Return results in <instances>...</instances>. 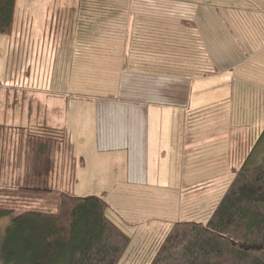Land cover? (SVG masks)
I'll return each mask as SVG.
<instances>
[{"label":"trees","instance_id":"trees-1","mask_svg":"<svg viewBox=\"0 0 264 264\" xmlns=\"http://www.w3.org/2000/svg\"><path fill=\"white\" fill-rule=\"evenodd\" d=\"M128 1L123 6L117 0H77L80 19L72 23L76 40L87 44L86 39L97 37L105 24L118 16L137 20L149 15L155 23V37L141 38L149 40L142 44L131 35L123 40L130 57L135 52L145 61L137 63L129 58L127 63L146 66L144 71L150 75L187 80L223 69L211 62L196 23L202 8L198 3L210 0ZM212 1L218 4V0ZM14 11L15 0H0L1 36L11 35ZM166 17L172 23L171 30L162 24ZM165 40H174L175 48ZM183 40H195L198 55L193 68L183 71L180 66L174 74L167 62L181 58ZM122 44H101L104 60L115 61L113 49H121ZM236 61H243L235 71L241 72L245 83L264 87V52L245 63L242 57ZM63 130L45 124L30 128L0 124V219L11 217L0 229V264H121L124 258L129 264H264V125L233 169L222 195L214 204L205 205V222L173 221L165 233L153 234L150 241L142 238L130 252L133 240L107 212L103 197H78L53 186ZM47 194H52L54 211L23 210ZM189 212L185 211L193 216L201 213Z\"/></svg>","mask_w":264,"mask_h":264},{"label":"crops","instance_id":"crops-1","mask_svg":"<svg viewBox=\"0 0 264 264\" xmlns=\"http://www.w3.org/2000/svg\"><path fill=\"white\" fill-rule=\"evenodd\" d=\"M31 2L32 0H25L24 5L28 25L34 20L33 16L30 18V14H33ZM18 3L19 0H15L13 26L17 19ZM226 6L214 12L218 14L214 17L217 25L221 21L226 26L244 22L249 25L248 30L252 28L251 34L246 33L244 36L245 41L250 40L244 42V45L250 46L251 58L264 52V39L258 43L260 48H256L257 44L252 41L256 40L253 35L258 29L264 30V0H230ZM40 10L47 14L53 12L49 6H41ZM203 11V8H199L200 15L196 17L198 26L203 23ZM28 25L24 32L26 39L31 36ZM46 26L44 24L38 27L40 30L36 32L37 37L46 36ZM259 33L262 38L263 34ZM226 34L221 37L224 48L217 51L222 53V57L220 55L215 60L218 64L224 58L230 60L225 55L230 57L231 54L232 59L244 58L240 55L238 45L229 40L234 38L229 29ZM124 42L121 49L116 48L113 54L120 71L111 91L107 88L104 92L79 91L80 95L76 100L71 94L75 91L43 86L35 89V96H27L24 86L10 88L3 82L0 84V99L12 98L19 104L13 107L12 112L0 113V124L23 128L45 124L61 129L64 126L68 131L71 122L81 121L77 120L76 112L80 116L84 115L83 123H79V127L75 125V137L65 133L70 150L68 156L72 160L68 182L74 184L77 166L80 170L89 167V173L97 175L98 180H107L101 176L105 172L110 174V186L118 190L119 195L129 194L132 200L121 204L123 208H120L111 204L110 196L106 193L102 192L99 196L108 204L107 212L116 219V223H120L121 229L135 243L142 238L157 235L165 226L169 227V223L181 220L185 207L189 206L192 213L200 211L207 203L214 204L211 201L214 198L213 187L216 180L225 184L222 193L224 192L233 169L247 152L245 145L241 149L234 141L235 116L232 109L236 105V93L248 92L246 86L249 84L235 71L239 65L231 62L221 64L223 69L219 72L191 80L150 75L144 71L146 66L135 64L137 66L134 67L127 63L129 58L137 63L145 60L139 55H131L134 57L131 58L127 51L128 45ZM3 47L0 48V75H5L8 70L4 63L7 55L6 40ZM105 51L107 52L106 49ZM55 56L54 53L53 66L58 71ZM72 63L69 61L68 64L66 62L67 66L64 65L69 69L70 76L74 70ZM31 71L32 67L25 62L21 77L23 75L27 78ZM10 89L15 90L12 97ZM43 97L50 101L47 107L53 112L52 123L46 121L48 117L44 113L45 106L41 104ZM72 110L75 112L70 118L69 112ZM205 113L210 116L204 117ZM216 113L222 114L221 117L217 119ZM221 119H224V126L217 129ZM205 128H210L207 134H204ZM215 129L220 132L214 136L210 131ZM255 137L256 134L249 138L253 141ZM250 141L247 143L249 147ZM213 174H216L215 177ZM55 176L54 172L53 177Z\"/></svg>","mask_w":264,"mask_h":264},{"label":"rangeland","instance_id":"rangeland-1","mask_svg":"<svg viewBox=\"0 0 264 264\" xmlns=\"http://www.w3.org/2000/svg\"><path fill=\"white\" fill-rule=\"evenodd\" d=\"M117 1L120 4H123V6L128 5L129 2L128 0ZM229 2L230 0H218L216 2L218 4H215L212 0L206 1L205 3L197 2L198 5L201 6L204 10L201 14L203 16V23L197 26L198 31L201 37L203 38L202 43L207 55L209 56L210 60H212L211 62H215L216 58L218 59V57L222 54L218 53L217 51L224 48L222 45L223 40L221 39V37L226 34L227 29H229L230 35L234 36V38L232 37L229 40L233 41L234 44L238 45L237 48H240V55L242 54V56L244 57L245 63L247 61H250L252 58L250 52L251 49L249 48L250 46L248 44V47L247 45H244V42H249L250 40L245 41L244 36H246V33L251 34L252 28L248 30L247 27H249V25L244 24V22L226 26L222 24L221 21L217 25L214 20V17L218 15L214 12L217 10H221L223 7L226 8V5ZM27 3H29V1ZM22 4L21 0H19L16 11L17 19H15V23L13 26V34L10 37L0 35V48H4L3 45L5 44V40L7 42V55L5 57L4 63L5 65L7 64L8 69L5 71V75H0V84L6 82L8 85L7 87L10 88H17L18 85H21V87L24 86V89H27V96H35V89H40L43 86H50L55 89H58L60 87L61 90L64 89L65 91L69 92L75 91L71 94H73V97L76 100H78V97L80 95L78 93L79 91H82L83 93L95 90L104 92L106 88L111 91L115 87L118 77L117 75L120 70L119 67H117V61H113V59H111L109 55L106 56H108L107 59L110 58L111 61L108 62L104 60V54L102 50L103 47H101V44H117L120 41L123 42V40H126L130 35L135 38V40L141 41L142 44V42H148L149 40H140L141 38L156 36L154 30L155 23L153 20L148 19L149 15L147 18H137V20L125 17L120 19L118 16L110 20L108 24H105L104 27L106 28L102 29L103 31L98 34L99 36L97 35V37L90 38L88 40L86 39L87 44H84V40H76L78 37L76 36V34L74 35L73 33L75 29L73 28L74 26H72V23H78L80 19V15L78 16L76 10L77 0H32L31 9L33 11V14H30V18L33 16L34 20H32L33 23H31L30 25H28V19L26 18L24 6L25 0H22ZM41 6H49V8L53 9V12L49 14L42 12L40 10ZM137 8H139V6ZM219 14L222 16L223 13ZM223 15L226 16V14ZM52 18L53 21L51 20ZM167 19L168 17L163 20L165 22H163L162 24H164L165 30H171L172 23H170V21L168 22ZM44 24L47 25L46 36H44L43 38H39L36 36V32H39L40 29L38 27H42ZM27 25L28 31L31 30V36L28 39L24 38L25 27ZM259 32L263 34L262 38ZM69 33H73L74 36L71 35L70 37ZM163 36L167 39H171V35L169 34L163 33ZM226 36L228 35L226 34ZM253 36V38H255L256 40L252 41L253 43L257 44V46L255 47L260 48V45L258 46V43L259 41H261V39H264V30L258 29L256 34ZM67 40H70V42H68ZM165 41L167 44L172 46V48L177 44L174 40ZM183 41L184 42L182 43V46H184L185 48H182L181 53L183 54L181 55V58H178L176 60L171 59L169 62H167V64H169L170 69H172L170 71L174 74H178L177 70L180 68V66L182 67L181 69L183 71L184 69L188 70L189 68H193L195 58L197 57H195V54L198 55L197 52L199 48H197L195 40ZM113 51L114 52L112 54L116 52L115 49H113ZM54 53L56 54L55 57L56 64H58V71L56 67L53 66ZM184 53L186 54L187 61L186 58H184ZM132 56H135V52H133ZM225 56H227L230 60L224 58L222 60H219V64L237 62L238 65H240L243 62L236 61L238 58L236 60H233L231 54L230 57L228 55ZM213 57L214 59H212ZM220 57H222V55ZM69 61H71V63L73 62L72 64L74 65V70L71 72V76L69 73V69L64 66H67ZM25 62L32 67L31 74L27 76V78H24L26 76L23 75L21 77L22 68L25 65ZM154 68L155 67H153V72H157V68ZM189 71H191V69ZM37 73H39V76H37ZM239 73L241 76V72ZM246 89L248 90V92L245 91L236 93V105L233 107L232 110L235 116V118L233 116V122L235 127L234 141L236 142L237 146L241 147V149L242 146L245 145L246 151H249L250 147L247 143H249V140H251L250 146H252L256 140V137L253 139V141L249 137H251L253 132H255L257 136L258 132L260 131L259 128H262V126L264 125V87H259V85H249L246 86ZM14 91V89L9 90V92H11V97ZM43 98L44 99L41 101V104H44L45 106L44 113L48 117V120L46 121L47 123H49V121H51L52 123V121L54 120L51 118L53 112H51L50 108L47 107V104L50 101L48 102L49 99H46V97ZM18 104L19 102H14L12 98H4V100L0 99V113L12 112L14 111L13 107L18 106ZM32 106L33 108L35 107V101L33 102ZM247 107H249V109H247ZM73 112L75 111L72 110L71 112H69L70 118H72V115H74ZM244 113L245 116H243ZM221 115L222 114L220 113H216L217 119L218 117H221ZM83 116H80V113L78 114V112H76L77 120L81 121H76L73 123L71 122L69 124V128H67L68 131L66 130V128L64 129L63 126L64 133L67 132L68 134H71L73 137H75V125L79 127V123H83ZM209 116L210 115L205 113L204 117ZM218 123L219 124L217 125L219 126L217 129L223 128L222 126H224V119H221L220 121H218ZM208 129L205 128L204 134L208 133ZM211 132H213V135L215 136V134L219 133L220 131L217 132V130L215 129L214 131H210V134H212ZM61 148L62 149L60 153L58 152L56 156V160L58 159V166H56V170H58L53 171V173H56L55 178L52 174V184L55 188L59 189L60 191H67L73 194L74 196L78 197H86L92 195L99 196L103 192L106 193V195L110 196L109 201L112 202L111 204L118 205L120 208H123L121 204L125 202H130V200H132V196H129V194L119 195V192H117L118 190L113 189L110 186V174H107L105 172V174L103 173L101 177H105V179L107 180H103L102 178L98 180L99 177L97 175L93 176L91 173H89V167L86 168L87 171H85L86 169L81 168L80 170L77 166L75 168V176L73 178L75 182L74 184H70L68 181L72 160L69 159L68 151H66L67 144L65 134L63 135V144ZM220 159H223V155L220 157ZM215 175L213 174V177H215ZM117 176L119 177V172ZM230 178L232 179V175H230ZM214 185V198L211 202L215 201V199L221 195L225 187V184L222 183L220 180H216ZM51 198L52 194H47L43 198L32 201L23 210H41L52 212L54 211V206L50 202ZM106 199L108 200L107 197ZM128 207L130 206L128 205ZM206 208L207 207L205 206V208L200 210L201 213H198V215L194 216L191 214L184 213L183 218L181 219L187 221L205 222L207 219L206 213L208 211L206 210ZM186 210L191 211L189 206L185 207L183 212ZM203 212H205L204 217L202 216ZM10 220L11 217L0 219V229L2 227H5L10 222ZM117 224L120 226L119 222ZM167 228L168 226H165L161 232L165 233ZM147 239L150 241L152 237H148L146 238V240ZM136 244L137 242L135 241V243H133L130 247L129 252L132 250L133 247H135ZM126 259L127 258H124L121 264H129Z\"/></svg>","mask_w":264,"mask_h":264}]
</instances>
